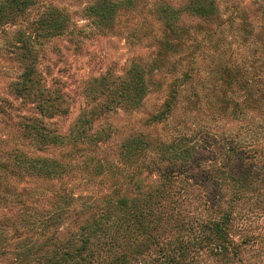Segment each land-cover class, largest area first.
<instances>
[{"label": "trees", "instance_id": "1", "mask_svg": "<svg viewBox=\"0 0 264 264\" xmlns=\"http://www.w3.org/2000/svg\"><path fill=\"white\" fill-rule=\"evenodd\" d=\"M133 4L90 0L86 12L109 32ZM150 6L152 58L88 81V108L63 132L52 120L68 95L40 64L73 18L46 0H0V52L21 67L9 92L33 105L0 93L18 132L0 153V264H264V48L236 65L201 55L223 24L217 0ZM156 91L143 128L103 122L144 111Z\"/></svg>", "mask_w": 264, "mask_h": 264}, {"label": "rangeland", "instance_id": "2", "mask_svg": "<svg viewBox=\"0 0 264 264\" xmlns=\"http://www.w3.org/2000/svg\"><path fill=\"white\" fill-rule=\"evenodd\" d=\"M58 7L65 8L73 18L70 33L51 38L44 44L43 58L40 64L47 82L67 93L68 113L55 116L53 124L63 132H67L76 119L88 108L85 96L86 83L106 73L121 75L133 61L152 58L154 35L150 30L158 29L159 24L150 12L152 0H134L135 9H127L120 17L113 31H103L88 18L86 7L90 0H46ZM175 6L183 0H164ZM222 15V26L214 28L212 39L204 40L202 48L208 47L201 55H225L231 63H244L249 55H263L264 48V0H217ZM146 5V6H145ZM263 8V9H262ZM190 20V18H186ZM17 23L20 22L18 19ZM16 28V24H8ZM261 33H257L258 30ZM257 34V35H256ZM7 37V36H6ZM261 38V39H260ZM215 46H211V41ZM204 49H201V51ZM217 50V53H216ZM10 56L6 49L0 52V93L8 97L19 110L31 111L33 106L28 101L16 98L9 92V84L19 75V62ZM207 61L203 65L207 66ZM205 68V67H204ZM204 70V69H203ZM202 70V71H203ZM205 71V70H204ZM162 72H155L157 79ZM170 76L161 75L167 82ZM159 91V90H158ZM156 91L146 102L144 111L137 114L119 111L111 112L103 118L105 124H114L119 129L130 127L143 128L147 111H153L163 94ZM187 92L185 96H187ZM185 107H180L178 115H182ZM199 116V114H198ZM202 117V116H200ZM17 130L9 127L7 120L0 118V153L13 145H7L6 133ZM13 129V130H12ZM16 142V140L14 141Z\"/></svg>", "mask_w": 264, "mask_h": 264}]
</instances>
